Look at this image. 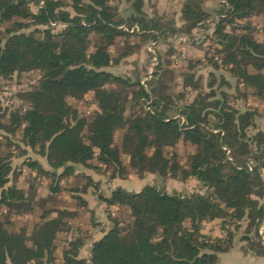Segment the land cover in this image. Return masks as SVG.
Returning <instances> with one entry per match:
<instances>
[{
	"label": "trees",
	"instance_id": "obj_1",
	"mask_svg": "<svg viewBox=\"0 0 264 264\" xmlns=\"http://www.w3.org/2000/svg\"><path fill=\"white\" fill-rule=\"evenodd\" d=\"M183 1V25L176 27L150 15L146 0H126L132 11L127 18L111 0H0V23L9 24L0 29V78L40 74L18 94L28 107L10 112V127L0 116V130L22 129L24 146L45 158L48 169L29 160L30 170L52 177L57 186L76 166L97 173L105 166L113 167V179L149 173L163 180L195 179L201 189L183 194L153 183L140 192L123 187L99 191V200L108 207L129 211L128 226L112 217L111 228L91 245L89 258L79 257L85 242L74 240L63 251L61 264H218L219 254L233 249L244 221L246 250L264 257V131L250 132L256 129L257 111L233 107L222 90L230 85L224 79L218 88L212 79L208 91L179 104L167 93L163 67L145 85L107 70L117 62L110 49L123 35L156 42L192 36L210 22L200 0ZM217 14L207 37L214 49L208 62L229 69L237 88L264 98V40L254 37L252 21L264 16V0H224ZM30 27L36 28L27 32ZM94 40L100 45L92 50ZM200 83L194 74L184 77L186 90H199ZM89 93L97 108L87 118L69 100ZM119 131L121 145L116 144ZM179 141L194 147L185 164L169 150ZM4 145L0 140V208L8 214L31 212L33 195L13 182L11 154ZM95 186L101 190L100 182ZM51 212L44 211L31 229L14 230L11 222L0 219V264H56L57 236L69 227L62 213L50 217ZM212 221L219 222L221 234L203 232Z\"/></svg>",
	"mask_w": 264,
	"mask_h": 264
},
{
	"label": "rangeland",
	"instance_id": "obj_2",
	"mask_svg": "<svg viewBox=\"0 0 264 264\" xmlns=\"http://www.w3.org/2000/svg\"><path fill=\"white\" fill-rule=\"evenodd\" d=\"M68 2V0H63ZM114 6H118L119 13L127 18L132 11L126 0H111ZM205 11L211 14L212 19L205 27H200L193 31L192 36L175 35L166 39L160 38L154 42L152 39L141 40L140 38L129 34L123 35L117 39L110 51L117 60L113 65L107 68L108 71L118 76H124L135 80H140L143 85L151 78L156 68L163 67L166 71L165 83L168 87V94L175 97L179 104L192 101L198 92L208 91V84L215 79V87L218 88L221 82L226 80L230 85H223L222 90L229 94V103L240 110L251 109L258 113L256 119V129L251 128L250 132H255L257 129L264 131V98H257L253 95V90H246L244 86L237 88V81L232 77L229 69L225 66L215 68L211 62H208V57L213 56V44L207 37L210 36L215 28L212 20L219 16L217 11L221 8L224 0H200ZM183 0H146L145 10L150 14H157L164 17L162 23L165 25L180 27L183 25L181 16V8ZM31 9L36 12L37 6L32 3ZM66 9L71 10L67 7ZM256 30L254 37L257 40H264V16H260L252 20ZM9 24L0 23V29L4 31ZM36 27H30L27 32L34 30ZM60 27L55 28L54 32H58ZM130 32H132L130 30ZM241 32V31H238ZM100 45L98 40L93 41L92 50ZM220 48V47H219ZM194 74L196 79L201 78L199 90H191L184 88V77L186 74ZM40 78V74L33 73L31 75H14L8 80L0 78V116L1 122L6 127L11 126L10 112L16 108L25 110L28 103L19 100L18 94L21 91L27 90L31 85H34ZM130 90H134V87ZM185 94V98L180 100L177 95ZM69 103L78 110L80 116L89 118L97 106L94 99V94L89 93L80 100L70 99ZM128 111H130L128 109ZM122 132L119 131L116 135V144H122ZM0 140L5 144L4 150L11 154L13 175L12 180L17 186L24 188L32 193L34 201L31 204L33 210L25 211L23 214H8L6 208H0V219L6 222H11V228L17 230L22 226H27L29 229L38 222L44 211L51 210L50 217L62 215V220L68 223L69 229L61 232L56 240V264H61L63 251L69 248L70 242L74 240H82L85 245L80 250V258H89V249L94 241L98 240L112 226V217L117 218L123 227L128 226L130 221L129 211L124 207L111 206L100 202L98 195L99 188L95 184L98 182L104 183L102 193L105 194L109 189L108 182L114 179L115 185L125 184L128 190L132 192H140L146 185L156 183L161 188L168 192L192 193L200 191V185H197L195 179H190L187 182L176 179L163 180L154 177V174L147 173L141 178L134 173H130L126 180L120 178H111L113 167H101L100 173L93 169L76 166L74 173L69 178H63L57 186L52 177L46 175H38L37 170H30L26 162L29 160H38L45 168L48 169L45 158L41 157L37 152L24 146L22 141V129L15 133H8L0 130ZM12 144L11 148L8 147ZM10 148V149H8ZM27 150L26 154L22 152ZM170 153H177L181 164H185L188 156L194 152V147L183 141H179L173 148H170ZM124 161L127 158L123 157ZM97 163V162H96ZM101 166V165H100ZM156 176V175H155ZM89 179L92 184L88 185ZM56 185V186H55ZM86 187V191L83 188ZM52 187V188H51ZM56 189H54V188ZM54 189V190H53ZM79 189L78 191H76ZM85 200L87 206L82 203ZM66 213V214H64ZM109 214L111 217H109ZM241 229L238 231L234 239L233 248L239 249L240 253L246 255L250 252L246 250V243L241 240L247 222L242 223ZM214 229L210 228L208 233L215 234L214 231H221V225H213ZM206 233V225L203 229ZM221 232H219L221 234ZM217 232V235H219ZM230 252V251H229ZM252 254V253H250ZM253 255V254H252ZM257 258L258 257L253 255ZM243 259V258H242ZM237 264H241L237 262Z\"/></svg>",
	"mask_w": 264,
	"mask_h": 264
},
{
	"label": "crops",
	"instance_id": "obj_3",
	"mask_svg": "<svg viewBox=\"0 0 264 264\" xmlns=\"http://www.w3.org/2000/svg\"><path fill=\"white\" fill-rule=\"evenodd\" d=\"M154 177H156V176L154 175ZM115 181H117V179H114L112 182H108L109 189H107V191L112 190L114 188H118V187H123L127 191H129L127 186H125V184L121 183V184L115 185V183H114ZM195 182L197 183V185H199V182L197 180H195ZM104 183H107V182H103V181L100 182V185H101L100 191L101 192L103 190L102 188L104 187ZM217 224H219L218 221L207 222L206 223V233H208V230L210 228L214 229L213 225H217ZM214 232H215V235H217V232L219 233L221 231L219 230V231H214ZM239 261L241 262V264H264V258L254 257L250 253L243 255L240 253V251H239V249H237V247L233 248L230 252L219 254V263L218 264H237V262L239 263Z\"/></svg>",
	"mask_w": 264,
	"mask_h": 264
}]
</instances>
